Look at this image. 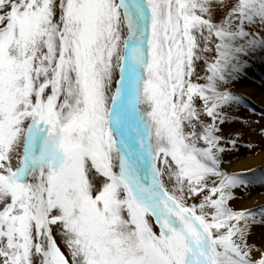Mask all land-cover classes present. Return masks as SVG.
<instances>
[{
    "label": "snow or ice",
    "instance_id": "6c2138e0",
    "mask_svg": "<svg viewBox=\"0 0 264 264\" xmlns=\"http://www.w3.org/2000/svg\"><path fill=\"white\" fill-rule=\"evenodd\" d=\"M257 58L264 0H0V264H264Z\"/></svg>",
    "mask_w": 264,
    "mask_h": 264
},
{
    "label": "rangeland",
    "instance_id": "374dc122",
    "mask_svg": "<svg viewBox=\"0 0 264 264\" xmlns=\"http://www.w3.org/2000/svg\"><path fill=\"white\" fill-rule=\"evenodd\" d=\"M264 68V63L260 61L259 58H257L255 61L250 63L249 71L247 72L246 76L242 78V80L251 83L254 87L262 88L264 85L261 84V81H264V76L261 75L257 70L258 68ZM264 72V69H263ZM250 104L254 106L256 112H260L261 110H264V106H261L259 104H256L254 99L250 98ZM241 115L248 119H256L257 117L251 116L246 110L241 113ZM246 131V130H245ZM248 136L246 135V139ZM251 139L258 145V147L254 150V152L250 155H255L257 152H259L262 148H264V142H261L259 136H252ZM242 154H244L242 150ZM253 195H264V192H260L259 189L254 190Z\"/></svg>",
    "mask_w": 264,
    "mask_h": 264
},
{
    "label": "bare ground",
    "instance_id": "6f19581e",
    "mask_svg": "<svg viewBox=\"0 0 264 264\" xmlns=\"http://www.w3.org/2000/svg\"><path fill=\"white\" fill-rule=\"evenodd\" d=\"M236 87L238 91L243 92L245 94L252 92L253 96L251 98L254 99L256 104L264 106L260 103V99H259L261 88L254 87L251 83L246 82L242 79L236 83ZM246 163L249 166H257V165L264 163V156L261 155V150L257 152L255 155H248ZM258 196L259 195H257L256 197L258 198ZM257 242L260 243L259 230L257 232Z\"/></svg>",
    "mask_w": 264,
    "mask_h": 264
}]
</instances>
